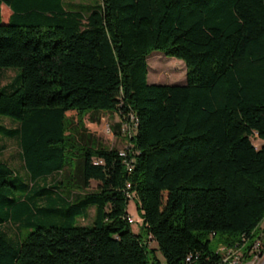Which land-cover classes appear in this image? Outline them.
I'll list each match as a JSON object with an SVG mask.
<instances>
[{"label": "trees", "instance_id": "1", "mask_svg": "<svg viewBox=\"0 0 264 264\" xmlns=\"http://www.w3.org/2000/svg\"><path fill=\"white\" fill-rule=\"evenodd\" d=\"M151 51L183 60L185 83H148ZM10 67L20 71L0 85V115L17 125L0 124V137L16 139L26 178L0 161V264H160L157 250L165 264H216L210 239L261 232L264 0H0ZM98 111L136 122L124 155L81 138ZM91 206V225H75ZM6 222L30 229L11 237Z\"/></svg>", "mask_w": 264, "mask_h": 264}, {"label": "rangeland", "instance_id": "2", "mask_svg": "<svg viewBox=\"0 0 264 264\" xmlns=\"http://www.w3.org/2000/svg\"><path fill=\"white\" fill-rule=\"evenodd\" d=\"M96 2H99V0H64L66 5H93ZM5 7H3L4 9L1 10V17L3 21L6 20L9 14L7 7ZM146 70V80L148 83L181 85L185 83L186 80V67L184 61L176 57L165 56L159 51H151L147 55ZM19 71L20 69L17 67L0 68V85L7 82L15 84L17 81L16 75L19 74ZM69 116L71 119V125L74 126L77 122L76 118L70 114ZM122 122L123 121L119 119L115 112H90L84 116L82 122L83 130L79 129V132L82 135L81 138H86L88 141L90 139L96 145L121 151L128 147V132L121 131V127L127 128V125L124 126ZM0 124L5 125L6 127H15L17 125V123L9 117L2 115H0ZM77 137H79V135H76V138ZM251 141L256 148L260 147L262 144V141L257 138L255 134L251 137ZM0 161L7 163V165L13 170V173L17 174L23 179L26 178L20 158V149L15 138L0 137ZM96 185V181L90 180L88 187L81 189L80 192L82 193L92 191L95 189ZM75 194H77V191H74L73 195ZM136 203V198L130 197L126 205L127 215L133 220V222L129 224V228L133 233L138 232L142 221V212L140 209L136 208ZM92 217L93 207L91 206L87 208V214L84 218L76 217L74 219V224L78 226L91 225ZM39 218L44 219L45 217L39 215L37 219ZM60 219L61 218H59L57 215L51 214L47 221L59 223ZM261 226L264 228V220ZM1 229L11 237H17L18 234H20L22 237L30 228H19L17 224L6 222L1 225ZM209 244L213 249H217L221 245L219 242H217L216 238L210 239ZM147 246L155 248L156 243L149 239L147 241ZM155 256L160 261V264H165L164 259L158 250L155 251Z\"/></svg>", "mask_w": 264, "mask_h": 264}, {"label": "built area", "instance_id": "3", "mask_svg": "<svg viewBox=\"0 0 264 264\" xmlns=\"http://www.w3.org/2000/svg\"><path fill=\"white\" fill-rule=\"evenodd\" d=\"M122 124L124 126L127 125V128L121 127V131L128 132L127 138H130L133 134L136 122L130 116L129 122ZM119 155H124V150L119 151ZM94 163H96V161H94ZM128 165L127 163V166ZM127 169H130L129 166ZM126 219L129 224L133 222L132 218L129 216H127ZM216 253L220 255V261L216 264H264V228L261 226V232L252 243H249L246 238L243 237V242L237 243L234 246L220 245L216 249ZM191 259L192 254L186 258L187 261Z\"/></svg>", "mask_w": 264, "mask_h": 264}]
</instances>
